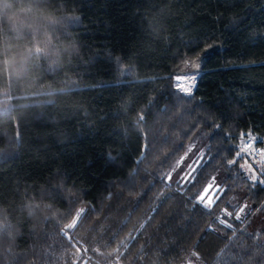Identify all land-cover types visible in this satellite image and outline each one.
<instances>
[{"label": "trees", "instance_id": "16d2710c", "mask_svg": "<svg viewBox=\"0 0 264 264\" xmlns=\"http://www.w3.org/2000/svg\"><path fill=\"white\" fill-rule=\"evenodd\" d=\"M47 2L80 54L37 85L0 74V264H264L237 156L264 157V0ZM199 139L189 191L165 177Z\"/></svg>", "mask_w": 264, "mask_h": 264}, {"label": "clouds", "instance_id": "9594fccd", "mask_svg": "<svg viewBox=\"0 0 264 264\" xmlns=\"http://www.w3.org/2000/svg\"><path fill=\"white\" fill-rule=\"evenodd\" d=\"M65 18L47 0H0V74L32 85L41 66L49 72L62 69L80 54L75 40H64ZM28 215L35 209L27 208Z\"/></svg>", "mask_w": 264, "mask_h": 264}, {"label": "rangeland", "instance_id": "374dc122", "mask_svg": "<svg viewBox=\"0 0 264 264\" xmlns=\"http://www.w3.org/2000/svg\"><path fill=\"white\" fill-rule=\"evenodd\" d=\"M195 71V67L192 64H187L185 66H182L179 68L178 73L175 77L176 84L178 88L184 89L185 87L192 84V80L190 79L193 77V72ZM202 140H196L192 144L189 145V147H192L193 149L199 150L202 145ZM245 141V140H244ZM243 141V142H244ZM242 142V143H243ZM195 155H197L196 151H193L191 154L188 152L185 156H187V159H184V157L181 159V161L184 164H187L189 160H191ZM240 159V169L245 174L249 182L254 183L258 178H260L262 175H264V157L257 155L256 153L252 152H245L241 149L239 150V155H237ZM183 171V169L178 165L174 170L171 177V181H177L178 177L180 175V172ZM171 175V174H170ZM220 180H217L214 185L212 186H218ZM211 186V187H212ZM209 187V188H211ZM208 188V189H209ZM207 189V191H208ZM206 191V192H207ZM212 195V194H211ZM209 196L208 199H210L212 196ZM263 226L260 225V228Z\"/></svg>", "mask_w": 264, "mask_h": 264}, {"label": "snow or ice", "instance_id": "6c2138e0", "mask_svg": "<svg viewBox=\"0 0 264 264\" xmlns=\"http://www.w3.org/2000/svg\"><path fill=\"white\" fill-rule=\"evenodd\" d=\"M193 83L183 89V91L187 95L192 94V90L194 89V81L195 77L190 78ZM141 119H143L141 117ZM183 147V145H181ZM193 151L197 152V155H195L187 164H184L182 161H178L177 163L179 166L183 169V171L180 172V175L178 177L177 184L178 186L181 185H187L188 189L191 190L193 187L196 186L198 183V177L201 175V165L204 163L203 154L199 153V150L193 149L192 147H189L188 153L191 154ZM184 159H187V156L184 157ZM171 175H167L165 178L170 182L171 181ZM259 183L261 186H264V175H262L260 178H258L256 181H254V184ZM212 188H209L207 192L205 193H198V200L197 203H200L202 206L208 208L211 206L213 201L211 199H208V197L211 195Z\"/></svg>", "mask_w": 264, "mask_h": 264}, {"label": "built area", "instance_id": "2783aa9c", "mask_svg": "<svg viewBox=\"0 0 264 264\" xmlns=\"http://www.w3.org/2000/svg\"><path fill=\"white\" fill-rule=\"evenodd\" d=\"M255 145V141L254 140H247L244 144H243V149L245 151H249L253 148V146ZM264 154V149L261 151Z\"/></svg>", "mask_w": 264, "mask_h": 264}]
</instances>
